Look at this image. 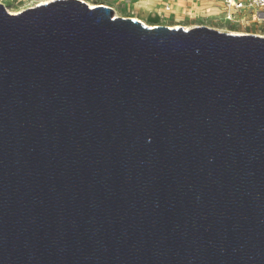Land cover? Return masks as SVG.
Wrapping results in <instances>:
<instances>
[{"label":"water","instance_id":"1","mask_svg":"<svg viewBox=\"0 0 264 264\" xmlns=\"http://www.w3.org/2000/svg\"><path fill=\"white\" fill-rule=\"evenodd\" d=\"M40 2H0V264H264V36Z\"/></svg>","mask_w":264,"mask_h":264},{"label":"rangeland","instance_id":"2","mask_svg":"<svg viewBox=\"0 0 264 264\" xmlns=\"http://www.w3.org/2000/svg\"><path fill=\"white\" fill-rule=\"evenodd\" d=\"M28 0H0V2H2L9 11L12 12H18L21 8L25 7V4L27 3ZM30 1H36V0H30ZM107 1L117 7L119 6H125L126 8L128 7L129 9L123 8L124 11L126 12H117V13H125L123 15H129V11H135L136 15H143L145 14L146 16H148V22L152 23L150 21L149 18L154 17L153 14L150 13H144L145 10H149V9H155L156 6L159 4L158 0H104ZM165 1H173L175 2L172 5V12H176V13H184L187 9L194 7L195 5H198L199 8L205 7V6H210L211 10H212V15H210L209 20L210 21H214L213 25H209L210 27H218L221 23H223L221 20L218 19V15H217V11L220 10L221 7V0H163V2ZM120 11V10H117ZM221 15L223 14L222 12L220 13ZM167 15L170 17L171 20H175V19H180V20H186L189 19L187 16H175L174 14L167 13ZM144 16V15H143ZM190 20V19H189ZM196 21H194L195 23ZM200 21H197V23ZM220 22V23H219ZM169 23H173V24H177V21H169L166 22V24ZM215 23H219V24H215ZM192 24V23H191ZM228 25L229 27L226 26V28H230V29H238L237 31L239 32H246L249 31L248 33H255L258 35H263L264 36V25L262 24H255V23H251L250 25H248V27L245 28H235V26H239V25H235V24H231V23H223ZM222 24V25H223ZM208 26V25H207ZM225 26V25H224ZM243 26V25H241ZM247 28V29H246ZM249 28V29H248ZM217 29V28H216ZM260 29V30H259ZM223 31H228L226 29H221ZM233 30V31H234ZM257 32H261V33H257Z\"/></svg>","mask_w":264,"mask_h":264},{"label":"built area","instance_id":"3","mask_svg":"<svg viewBox=\"0 0 264 264\" xmlns=\"http://www.w3.org/2000/svg\"><path fill=\"white\" fill-rule=\"evenodd\" d=\"M84 1V0H83ZM159 4L156 6L155 9H149L150 11H154L155 13L161 10V15L167 13H172L175 16H187L189 19H194L198 16L202 19H209L210 16H206L207 13H210L209 10L211 9L210 6H205L199 8L198 5L187 9L184 13H176L172 12V5L175 3L173 1H165L158 0ZM108 6V5H107ZM110 6V5H109ZM120 7V6H119ZM123 7V6H122ZM27 8L26 6L21 8L19 11ZM124 8H126L124 6ZM127 9H129L127 7ZM223 13L222 15L220 13ZM218 19L221 20L223 23H231L235 25H243L247 26L251 23L255 24H262L264 25V0H221V7L220 10L217 11ZM202 22V21H201ZM201 22L192 23L190 26H183L185 29L197 26L202 24Z\"/></svg>","mask_w":264,"mask_h":264},{"label":"bare ground","instance_id":"4","mask_svg":"<svg viewBox=\"0 0 264 264\" xmlns=\"http://www.w3.org/2000/svg\"><path fill=\"white\" fill-rule=\"evenodd\" d=\"M48 1H51V0H36V1H30V0H28L27 3L25 4V6L26 7H33V4H38L39 2H40V4H42V3H45V2H48ZM84 1L88 3L89 7H96V6H103V5H108L109 6L110 5V7H112L114 9L116 15H123V14H125V13L120 14V13H117V12H121V11L122 12H126L123 9H121L120 7H117V6L111 4V3L107 2V1H104V0L103 1L102 0H98V1L97 0H84ZM117 10H120V11H117ZM209 12L210 13H207L206 16L212 15V10L211 9L209 10ZM14 13H16V12H14ZM147 13H150V14H153L154 15V17L149 18L152 23L148 22L147 21L148 18L146 20V18L143 15H141V16L136 15L135 11H129L128 14H129V16L131 18L137 19V20L141 21L142 23H144V24H146V25H148L150 27H154L156 24H166V22H169V21H177L178 22L177 24H173V23H169V24L167 23L166 24L169 27H173V28H177L178 26H181V25H184V26H190V25H192L191 22H185V21H182V20H180L178 18L175 19V20H171L168 15H165V14L161 15V13H162L161 10H159V12H157V13H155L154 11L152 12L150 10H147ZM200 17H203V16H200ZM203 18H205V17H203ZM201 20H202V22L201 21L200 22L202 24H199V25H208L209 26V25H213L214 24V21H210L209 19H201ZM219 23H215V24H219ZM222 24L223 23H221L216 28L219 29V30L226 29V30H228V31H230L232 33H237V34H240V33H248L249 32V31L239 32V31H237L238 29H235L234 30L233 28L232 29H230V28L228 29V28H226V26L229 27L228 25H226V24H223L222 25ZM240 27L245 28L247 26H240V25L239 26H235V28H240ZM257 33H261V32H257ZM262 33H264V32H262ZM261 36H263V35H261Z\"/></svg>","mask_w":264,"mask_h":264},{"label":"trees","instance_id":"5","mask_svg":"<svg viewBox=\"0 0 264 264\" xmlns=\"http://www.w3.org/2000/svg\"><path fill=\"white\" fill-rule=\"evenodd\" d=\"M127 9V8H126ZM144 13H147V11L145 10V12ZM144 15V17L147 19L148 18V16H146L145 14H143ZM202 18L200 17V16H198V17H195L194 19H186V20H182V21H185V22H191V23H194V21H202L201 20Z\"/></svg>","mask_w":264,"mask_h":264},{"label":"crops","instance_id":"6","mask_svg":"<svg viewBox=\"0 0 264 264\" xmlns=\"http://www.w3.org/2000/svg\"><path fill=\"white\" fill-rule=\"evenodd\" d=\"M97 1H98V0H97ZM102 1H103V0H102ZM120 8H121V9H123V8H124V6H123V7H122V6H120ZM128 16H129V15H128Z\"/></svg>","mask_w":264,"mask_h":264}]
</instances>
